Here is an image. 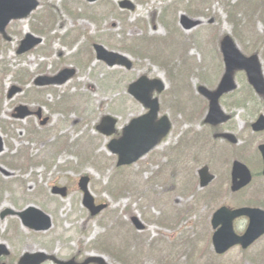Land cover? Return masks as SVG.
<instances>
[{"label": "rangeland", "instance_id": "1", "mask_svg": "<svg viewBox=\"0 0 264 264\" xmlns=\"http://www.w3.org/2000/svg\"><path fill=\"white\" fill-rule=\"evenodd\" d=\"M51 1L57 8L58 21L51 31L32 30L34 24L45 22V11L42 9L9 27L12 31L9 35L13 40L2 48L0 73L3 70L4 73L13 74L4 76L1 83L3 87L5 83L3 90L7 92L11 85L17 83L14 74L16 71L25 69V72L29 70L36 74L44 71L54 73L59 71L62 63L75 67L73 62H76L74 57L78 50L88 57L89 52L83 48L87 44L83 35L79 37V45L74 43L65 46L64 40L50 39L55 31L77 34L78 23L79 33H86V30L108 49L129 55L135 66L132 71L119 67L109 68L96 61L95 57L87 58V62H79L81 68L78 75L67 85L57 87L56 93L49 91L44 97L47 107H41H44L50 121L39 131L46 133L45 139L27 138L26 126L30 124L29 120L19 121L18 126L12 125L13 108L21 101L25 102L23 94L14 100L4 97L0 104V119L3 121L2 123L0 120V133L5 143L4 151L0 153V183L7 181L9 185L6 184V187L11 186L12 189L5 188L0 193V214L6 208L19 211L35 206L52 217L54 226L48 232H31L22 226L19 218L10 216L5 220L0 219V242L8 244L19 255L23 252L46 251L63 260L74 257L80 261L97 254L104 256L110 264H142L144 261L165 264L164 260L176 264H203L206 261L216 264H264V238L247 251L246 255H242L239 248L233 249L221 259L213 255L212 228L207 212L212 204L235 200L228 194L229 187L223 186L222 195L208 204L205 201L197 206V199L187 202L185 198L177 197L180 203L167 208L164 206L163 209L160 203L166 200L159 192L172 183L181 182L182 177L188 178L192 187V180L197 181V169H181L180 174L176 172L175 176L171 171L173 169H158L155 156L161 149L134 165L120 169L117 167L118 157L108 149L111 137H105L96 130L101 118L110 114L119 119L117 134L112 136L118 137L132 118L144 113L143 106L127 90L131 79L147 75L165 81L167 89L159 95L162 113L172 119H179L174 121V135L181 133L186 122L182 118L185 119L186 114L176 105L177 82L179 80L181 83L182 79L184 82L189 77V89L180 84L185 92L183 95L186 96L182 103L195 107L192 113L194 117L199 115L196 107H202L203 114L205 101L198 98L196 91L201 80L192 77L195 75L190 78L187 71L192 64L194 72L199 68L202 70L204 66V79L210 78L207 83L217 85V77H222L224 73L220 42L226 34L237 36L239 40H235L244 54L257 52L264 69V0H195L194 3L188 0H132L137 5L134 12L121 10L118 6L120 0H105L115 3L117 11H114L111 3L101 2L87 9L89 6L82 2ZM65 2L74 7L75 11L81 7L83 12L95 13L99 18L87 17L86 13L75 18L66 12L63 5ZM103 6L108 11L102 9ZM187 7H190V13ZM183 15L200 21V25L192 31H184L179 24L180 16ZM28 32L44 37L45 43L35 54L19 57L16 54L17 48ZM154 36L157 38L151 40ZM257 36L262 37V48L258 45L256 50L253 41ZM173 37L175 38L168 50L163 52V48L169 43L167 40ZM145 48L148 49L145 51ZM157 51L163 52L166 58H175L170 59L165 67L161 59L156 62L152 60ZM201 62L204 63L202 67ZM214 75L213 80L211 76ZM19 80L27 83L28 74H22ZM238 80L236 77L237 82ZM78 94L84 101L79 99L73 104L79 107L74 109L76 111H72L71 107L66 111L54 108L61 104L59 97ZM67 101L65 98L62 100L65 104ZM37 104L29 105L36 107ZM259 106L264 114V101L261 99ZM202 114L199 115L200 119L204 115ZM235 115L238 131L251 144L244 110L235 111ZM34 125L41 127L36 122ZM259 139L264 140V135ZM249 151H252V147ZM22 161L25 164L18 165ZM215 171L219 178L222 177L221 169ZM84 175L91 177L90 188L97 202L109 204V208L97 217H91L83 205V194L78 188V181ZM125 182L127 191L114 196L113 192H117ZM219 182L218 179L206 194L216 197ZM54 185L66 186L68 197L52 195ZM203 193L199 194L207 196ZM243 198L264 202V182L253 184ZM170 203H173L172 197L167 205ZM189 204H193L192 210ZM185 206L190 208L183 211ZM132 216H138L142 220L146 225L144 231L136 230L130 220ZM117 217L123 226L114 224ZM106 239L109 245L105 244ZM173 242L175 245L170 248ZM208 249L211 254L204 253ZM122 252L125 253L124 256L120 255Z\"/></svg>", "mask_w": 264, "mask_h": 264}, {"label": "flooded vegetation", "instance_id": "2", "mask_svg": "<svg viewBox=\"0 0 264 264\" xmlns=\"http://www.w3.org/2000/svg\"><path fill=\"white\" fill-rule=\"evenodd\" d=\"M41 4L39 10H44L45 11V22L42 24H34L32 27V30L35 31L36 29H42L43 27L45 28V31H51L54 28V25H56L57 21V8L54 6L51 0H38ZM72 2H82V4L89 6L87 9H91L92 5L99 4V3H109L108 1L105 0H99L96 3H89L86 0H72ZM181 3V2H179ZM65 10L67 13L72 15L73 17L77 18L78 16H82L83 14H87V17L95 18L98 19L99 17L95 13H87L83 12L84 9L79 7L78 11H75V8L67 4L63 3ZM42 7V8H41ZM108 11V8L103 6ZM38 10V11H39ZM37 11V12H38ZM80 11V12H79ZM114 11H117L114 7ZM36 12V13H37ZM101 16V15H100ZM12 25V24H11ZM43 26V27H42ZM57 26V25H56ZM43 28V32H44ZM72 31V30H71ZM86 31V30H85ZM77 34H72L70 31H67L65 34H62L60 32L55 31L50 37L53 38L51 41L59 40L63 41L66 43L65 46H70L73 45L74 43H78L79 45V23L77 24L76 28ZM88 34V36H87ZM43 39V43L36 48H34L31 52H29L27 55L35 54L37 50L43 46L45 43V38L41 37ZM86 40L87 44L86 47H83L84 50L89 52L88 57L84 55V52L81 50H78L77 53L75 54L76 62H73L74 66H66L65 64L62 63L61 68L59 71H55L54 73H47V72H40L38 74L30 72L29 70L25 72V69L19 70L14 72V74L17 77V82L16 85L21 89L12 100H14L17 96L22 95L24 96V101H21L17 103L12 112V125H17L19 124L18 122H25V121H30V124L26 126V135L29 133L36 132L34 127H37V131L41 132L39 130H43L42 127H45L49 124L50 117L45 114L44 107L41 106H46V101H45V96L47 92H57V86H37L35 85L36 79L39 77H54L57 76L61 71H63L66 68H74L76 70V73L78 75L79 73V52H82L81 57L82 58H88V59H97V54L95 50L96 45H102L103 47L107 48L104 44L100 43L94 36L91 35L88 31L86 32V35L84 37ZM174 40L169 38L167 42V45L163 48V52L167 51L170 43ZM222 42V41H221ZM220 42V45H221ZM11 43V42H8ZM75 44V45H76ZM200 47V44H198ZM19 47V46H18ZM198 49V47H195ZM108 49V48H107ZM148 48H145V51ZM110 50V49H108ZM187 50V49H186ZM85 51V52H86ZM112 51V50H111ZM158 53L157 51V58L161 59L162 63L165 65V67L168 65V62H170V59H174L175 56H169V58L165 57L164 53ZM48 53V52H46ZM61 55V54H60ZM187 56V55H186ZM1 57V53H0ZM61 57V56H60ZM223 60V56H222ZM224 63V60H223ZM204 65V63L201 62V67ZM224 66V64H223ZM77 67V68H76ZM191 68L187 71V75L192 76V77H197L201 81H199V85L197 86V96L198 98L202 99L205 101L204 105V115L201 113L202 107H196V112H199V115H203L200 119V116L197 115V117H194V112L195 107L189 106V105H184L183 98L186 97L183 95L185 93L182 88H180V84L185 85L183 86L184 88L189 89V83L187 82L188 78L183 82V79L181 80V83L178 80V86L176 88L177 93L175 94L176 99H178V102L176 103L178 108H181L183 112L186 114V118L183 119L182 115L180 118L182 120L186 121L184 122L183 126L184 128L182 129L181 133L175 134V124L174 121H178L179 119H172L169 117V122H170V128L168 130V133L161 138L159 141L158 145L156 148L151 152L153 153L154 151L161 149V152L155 156L156 162H157V167L158 169H173L172 174L175 176V173L177 172L180 174L181 169H197L196 175H197V181L194 179L192 180V187L189 185L188 178H181V182H178L176 184L172 183L170 184L171 186H167L166 189L162 190V192H159V195L162 197H165V202H169V198H173V203H170L169 205L172 204H178L181 201L177 200V197L179 198H185L186 201L188 202L189 200L192 202L193 199H197L196 202H198L196 205L199 206V203L204 204L206 201V204L209 202H212L211 200L216 199L218 196L220 197L223 193V186L229 187L228 194L231 197H234L235 200H231L230 203L223 202L218 203V204H212L211 207L208 209L207 215L209 216V221H210V226L212 228V219L215 215V213L220 210L221 208H227L229 210H238L242 208H251V209H260L264 211V202H258V201H248L245 200L243 197L249 192L250 188L252 187L253 184L256 182L260 183L261 181L264 182V158L261 153L260 147L264 145V140H260L259 137L264 135V132H254L253 131V124L258 120L259 118V102L260 98L259 95L256 94V92L253 91L252 87L248 84L247 82V77L244 72H237L235 73V77H238V84H240L237 87V90L232 92L231 94L224 95L221 97L219 103L224 111V113L228 116V119L225 121H221L217 124H210L207 122V115L209 113V108H210V101L205 98L201 92V89L204 88L210 92H214L218 89L219 84L221 82V79L224 75L218 76L217 77V85L216 83L209 84L208 79H204L203 77V71L204 66L199 68V70L194 72V64L190 65ZM225 70V66H224ZM211 71V70H210ZM209 71V72H210ZM194 72V74L192 73ZM28 74V79L29 81L27 83H23L19 80L22 74ZM211 78L214 80L215 75L211 76ZM73 80V79H72ZM71 80V81H72ZM211 80V79H210ZM215 86V87H214ZM62 87V86H61ZM191 90V89H190ZM9 90L4 89L3 95L5 94L6 97H8ZM58 99H62V96L59 97ZM160 100V97H159ZM24 102V103H23ZM38 106L34 105H29V104H36ZM182 103V104H181ZM26 107L27 110L23 111V114L26 115L28 114L25 118H21L22 113L17 111L20 107ZM51 109H54L51 107V104L48 105ZM78 106L72 107L71 110L73 111L74 109ZM160 115L159 118L156 120V124H160L163 122V116L165 113H162V105H161V100H160ZM56 109V108H55ZM237 110H245V116L246 122H247V127L249 131L248 137L251 139L252 138V143L249 144L248 141L243 139L242 133L238 131L237 124H235L236 120V115L235 111ZM76 111V110H74ZM147 110L144 111L146 113ZM201 113V114H200ZM167 115V114H165ZM200 119V121H198ZM1 120V119H0ZM47 120L46 124L43 125V122ZM40 124V128L38 126L34 125V122ZM3 123V121L1 120ZM18 126V125H17ZM174 132V133H173ZM45 133V132H43ZM46 135V133H45ZM121 136V133H119L118 137L116 136L115 138H119ZM173 136V139H172ZM172 141L170 142V140ZM252 147V151H249V149ZM17 153V151H16ZM235 163H240L246 166L247 169L251 171L252 174V182L250 185H248L245 188H242L241 190L234 191L233 190V176H232V171L234 169ZM204 169H207V176L211 177V181L205 186H201V172L204 171ZM215 169H221L222 170V177L219 178V175L216 173ZM220 180L218 184V189H217V196H209L208 193L209 189H211L212 186H215L214 184L217 182V180ZM196 181V182H195ZM223 188V189H221ZM220 191V192H219ZM204 192L203 194H206L207 196H202L199 193ZM158 194V193H157ZM198 197V198H197ZM243 198V199H242ZM177 200V201H176ZM193 208V204L191 206V210ZM188 206H185V210H188ZM190 210V211H191ZM1 218V214H0ZM133 216L131 217L132 221ZM142 221V220H141ZM133 225V224H132ZM249 225V220L247 218H237L234 221V229L237 234L243 235L247 227ZM33 234V233H32ZM213 234V230H212ZM259 242V241H258ZM257 242V243H258ZM0 245H6L7 250L10 252V254H4L0 256V264H20V259L25 253L29 252H23L21 255L16 253V251L10 248L8 244H4V242H0ZM254 247V246H253ZM252 247V248H253ZM251 248V249H252ZM241 252L243 251L241 248H239ZM249 251V250H248ZM246 253H248L246 251ZM50 256H53L57 258L58 260L62 261L63 259L58 258L54 254L48 253ZM76 258H71V259H64L65 262H68L69 260H75ZM60 261H47L42 264H60ZM76 261V260H75ZM76 264H79V261L75 262ZM94 264H99V263H94ZM107 264H110L109 262ZM142 264H154L153 262H143Z\"/></svg>", "mask_w": 264, "mask_h": 264}, {"label": "water", "instance_id": "3", "mask_svg": "<svg viewBox=\"0 0 264 264\" xmlns=\"http://www.w3.org/2000/svg\"><path fill=\"white\" fill-rule=\"evenodd\" d=\"M91 3L98 0H87ZM39 2L36 0H0V33L3 34L6 40H10L6 33L8 24L13 20H23L30 16L36 10ZM122 8L135 9V6L130 1H123L120 3ZM181 24L185 30H191L200 24V21H194L186 16H182ZM42 39L35 37L32 34H27L22 41L18 54L22 55L39 44ZM97 57L101 61H105L110 67L116 65L126 66L128 69L132 68V62L124 55L109 52L103 46H95ZM221 50L226 64V74L220 84L217 92L211 93L202 88L201 92L210 99V113L207 122L217 124L228 119L219 106V99L225 93H229L236 88L233 79L235 71H245L247 73L250 84L255 88L256 92L264 95V73L262 64L257 55L252 57H245L234 40L230 36H226L222 42ZM75 75V70H64L55 77H40L36 80V85H63L70 78ZM21 89L12 87L9 93V98H12ZM157 90L162 92L165 90V84L160 80H150L147 77H141L129 87V92L135 99L141 102L150 112L140 118L134 119L132 123L125 129L123 137L119 140H113L109 144L110 150L119 156L118 166L131 165L153 150L158 142L163 138L169 129V122L165 117L163 122L156 124L155 120L159 113L158 99H153V93ZM25 107H20L17 111L23 114L26 111ZM26 115H21L25 118ZM47 120L43 122L45 124ZM117 121L107 116L103 118L98 130L106 136H111L115 132ZM255 132L264 131V116H260L257 122L253 125ZM4 144L0 137V151H3ZM264 158V145L260 147ZM233 190L238 191L250 184L252 176L250 171L240 163H235L233 169ZM202 186H206L211 177L207 176V169L201 172ZM89 177H82L79 182V187L84 193V206L90 211L92 216H97L107 208V205L96 206L95 200L89 192ZM54 194H61L63 197L67 196L66 188L55 187ZM6 214H16L13 211H7ZM21 217L24 226L35 231H46L52 227L51 218L36 208H29L28 210L17 214ZM239 217H248L250 219L249 227L243 236H238L233 227V222ZM133 222L139 230H143L144 226L138 219L134 218ZM213 228L216 232L213 235V246L219 255L227 253L231 248L240 245L247 249L255 241L264 235V211L258 209L243 208L231 211L227 208H221L215 214L212 221ZM9 254L5 246L0 247V256ZM53 259L44 252L37 254H25L20 264H42L43 262ZM107 264L105 259L100 256H91L81 264ZM60 264H76L74 260L68 262H60Z\"/></svg>", "mask_w": 264, "mask_h": 264}, {"label": "trees", "instance_id": "4", "mask_svg": "<svg viewBox=\"0 0 264 264\" xmlns=\"http://www.w3.org/2000/svg\"><path fill=\"white\" fill-rule=\"evenodd\" d=\"M235 6H232V8H234ZM235 20H237V18L235 17ZM238 21V20H237ZM261 40H262V37L260 36H257L256 37V39L253 41L254 42V44L256 45V50L258 49V45L260 46V48H262V42H261ZM252 52H255V51H252ZM260 112H261V110H259ZM190 241H191V239H190ZM193 242V241H192ZM104 246V245H103ZM193 248V247H192ZM107 250H109V247H108V249ZM208 252V251H207ZM121 255V254H120Z\"/></svg>", "mask_w": 264, "mask_h": 264}, {"label": "bare ground", "instance_id": "5", "mask_svg": "<svg viewBox=\"0 0 264 264\" xmlns=\"http://www.w3.org/2000/svg\"><path fill=\"white\" fill-rule=\"evenodd\" d=\"M125 188H127L126 182L124 183L123 186H120V187H119L118 191L120 192V191H122V190L125 189Z\"/></svg>", "mask_w": 264, "mask_h": 264}]
</instances>
